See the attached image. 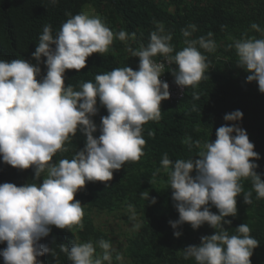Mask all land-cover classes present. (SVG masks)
<instances>
[{"label": "clouds", "instance_id": "9594fccd", "mask_svg": "<svg viewBox=\"0 0 264 264\" xmlns=\"http://www.w3.org/2000/svg\"><path fill=\"white\" fill-rule=\"evenodd\" d=\"M89 14H67L69 18L55 34L52 25L45 24L32 53L37 64L24 59L0 60V157L18 169L33 167L35 178L46 173L42 183H0V242L7 245L0 250L4 264H42L37 257L44 253L55 258L53 249L38 241L49 234L53 225L83 229L84 207L74 200L75 193L86 181H110L114 170L144 155L143 126L160 120L161 101L170 98L169 84L159 79L166 64L154 57L162 56L168 65H176L170 70L176 85L195 88L209 69L200 49L214 52L217 48L212 32L189 39L197 30L195 24H189L181 29L185 47L176 51L172 34L157 22L149 43L133 49L127 42L135 39V33H114L94 9ZM251 28L260 33L259 38L245 33L228 47L235 49L236 65L250 73L246 81H256L258 90L264 93V28L256 23ZM117 38L125 42L131 57L139 58L138 70L114 68L96 74L94 82H83L79 90L71 84L65 86L66 69L81 70L87 57L108 52ZM41 56L46 57L43 63L47 72L38 80ZM97 98L108 113L101 117L98 137L93 135L97 125L91 118L98 111ZM193 99H199L195 92ZM242 116L240 110H234L223 119L240 121ZM77 130L86 137L84 148L70 160L53 162L57 152L69 150L66 143ZM182 142L189 150L193 146L198 149L197 159L172 160L164 153L160 161L179 213V218L169 223L173 229L185 222L197 229L206 222L215 229L214 234L202 236L199 245L185 247L184 258L194 259L195 264H251L250 257L259 241L250 234V226L242 223L235 228L236 234L230 235L224 225L231 224L225 217L237 214L236 197L241 193L249 205L253 191L256 199H264V180L255 171L260 156L254 144L238 124L217 128L213 142H193L191 137ZM248 178L252 191H244L241 184ZM140 196L145 200L149 194L144 191ZM150 202L155 203V197ZM209 204L218 213L210 211ZM128 210L135 221L134 207L128 205ZM134 227L139 228V224ZM173 235L180 237L182 233L174 231ZM96 243L101 249L99 255L91 240L71 247L61 244L60 250L72 264H112L114 253L115 259L122 261L110 240Z\"/></svg>", "mask_w": 264, "mask_h": 264}, {"label": "trees", "instance_id": "16d2710c", "mask_svg": "<svg viewBox=\"0 0 264 264\" xmlns=\"http://www.w3.org/2000/svg\"><path fill=\"white\" fill-rule=\"evenodd\" d=\"M91 8L114 33L120 30L135 33V39L127 42L133 49L149 43V34L156 30L157 22L172 34L171 43L176 51L185 47L181 29L189 24L197 26L189 39L212 32L217 48L214 52L200 49L207 57L209 69L206 75L209 79L206 76L195 88L184 87L182 95L172 102L161 101L160 120L149 121L143 126L146 144L140 160L127 162L119 170H114L110 181H86L85 186L75 193L74 200H79L84 207L83 229L77 225L70 230L50 226L49 234L41 237L38 243L52 248L55 258L44 253L37 260L42 264H72L60 250L61 244L71 247L73 243L91 240L99 255L101 249L96 242L105 239L110 240L122 256V261H117L114 253L112 264H195L194 259L184 258L183 249L199 245L200 238L214 234L215 229L206 222L197 229L187 222L176 229L171 227L169 221L177 220L179 213L160 161L164 153H168L172 160L197 159L198 149L193 146L189 150L182 142L186 137H191L193 142H213L217 128L238 124L246 130L254 151L260 156L255 161L258 165L255 171L264 180V93L258 90L256 81H246L250 73L236 65L235 49L228 47L245 33L260 37L251 24L264 28V0H57L55 4L51 0H0V60L24 59L37 64L32 53L43 26L51 24L55 34L69 18L67 14L90 16ZM45 59L40 58L38 80L46 75ZM154 59L164 58L157 55ZM138 65L139 58L131 57L125 42L117 38L108 52L87 57L86 66L81 70L66 69L64 84H71L79 90L83 82H94L98 73L125 66L138 70ZM171 65L176 68L175 64ZM194 92L199 99H193ZM96 106L98 111L91 118L97 125L93 135L98 137L101 117L108 113L99 98ZM234 110L243 113L241 120L225 121L223 116ZM85 140V135L77 130L66 143L69 150L57 152L53 162L63 158L70 160L75 152L84 148ZM157 169L160 171L153 176ZM191 174L194 176L195 171ZM44 175L46 173L35 178L33 167L18 169L0 157V183L10 182L17 186L42 183ZM241 184L244 191H252L251 178L242 179ZM144 191L149 194L145 200L140 196ZM152 197H155V203L150 202ZM236 202L237 214L225 217L231 224H225L224 228L230 235L236 234L235 228L247 223L252 229L250 234L259 241L250 257L251 264H264V199H256L253 191L250 205L244 203L243 193L236 197ZM128 205L135 209V221L130 219ZM209 206L210 211L218 213L214 206ZM97 218L102 221L98 223ZM135 224H139V228H135ZM124 225L126 229H122ZM174 231H180L182 235L175 237ZM6 246V242H0V250ZM0 264H4L2 256Z\"/></svg>", "mask_w": 264, "mask_h": 264}, {"label": "built area", "instance_id": "2783aa9c", "mask_svg": "<svg viewBox=\"0 0 264 264\" xmlns=\"http://www.w3.org/2000/svg\"><path fill=\"white\" fill-rule=\"evenodd\" d=\"M159 61H162L166 64V67L164 69L165 71L162 73L159 79H161L162 81H166L169 84L170 98H168L167 100L169 102H172V100L182 95L184 87L178 86L174 83V76L172 75V72L170 70L175 69V67L172 65H168L166 61Z\"/></svg>", "mask_w": 264, "mask_h": 264}, {"label": "rangeland", "instance_id": "374dc122", "mask_svg": "<svg viewBox=\"0 0 264 264\" xmlns=\"http://www.w3.org/2000/svg\"><path fill=\"white\" fill-rule=\"evenodd\" d=\"M98 223H99V221L101 222L102 220H100L99 218H97V220H96ZM128 228V227H127ZM122 229H126V226L124 225V227L122 228ZM128 230V229H127ZM122 241V240H121ZM125 245V242H123V244H122V247ZM124 264V263H123Z\"/></svg>", "mask_w": 264, "mask_h": 264}]
</instances>
